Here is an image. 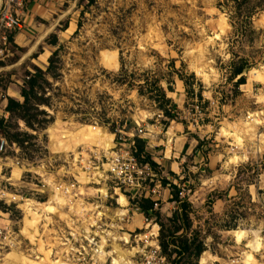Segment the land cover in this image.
I'll return each instance as SVG.
<instances>
[{
  "label": "rangeland",
  "instance_id": "rangeland-1",
  "mask_svg": "<svg viewBox=\"0 0 264 264\" xmlns=\"http://www.w3.org/2000/svg\"><path fill=\"white\" fill-rule=\"evenodd\" d=\"M236 6L78 0L77 32L45 71L25 79L29 94L19 103L28 109L1 118L16 149L4 174L11 180L0 183V224L11 227L16 245L1 264L131 262L136 245L127 241L145 227L136 211L143 196L124 192L102 166L119 137L152 160L172 159L151 167L171 182L159 207L166 234L185 203L186 235L204 244L188 264H264V10L248 18ZM164 94L174 103L169 117L156 102ZM130 126L154 132L157 147L131 137ZM14 157L28 170L13 165ZM58 182L75 183L71 194L55 191ZM173 250L170 261L185 264Z\"/></svg>",
  "mask_w": 264,
  "mask_h": 264
},
{
  "label": "crops",
  "instance_id": "crops-1",
  "mask_svg": "<svg viewBox=\"0 0 264 264\" xmlns=\"http://www.w3.org/2000/svg\"><path fill=\"white\" fill-rule=\"evenodd\" d=\"M77 2L78 0H26L22 4H11V9L21 21V27L14 31L4 53L0 55V118L8 117L6 107L9 98L16 101L22 99L21 91L25 79H29L38 70L45 71L53 54L60 46L66 45L77 32ZM175 129L178 132L180 128ZM144 130L145 128L130 126L127 132L131 137H143L145 142L148 141L157 147L153 142L156 134ZM160 132H162L160 129L155 131ZM164 133L168 135L169 131ZM84 136L89 135L85 133ZM182 143L184 145L185 140ZM171 160L161 158L158 161V158H153L158 165H165L164 163ZM138 191L139 196H146L144 188L136 192ZM169 197L168 189L163 188L161 201L165 202ZM170 209L167 215H171L174 208Z\"/></svg>",
  "mask_w": 264,
  "mask_h": 264
},
{
  "label": "built area",
  "instance_id": "built-area-1",
  "mask_svg": "<svg viewBox=\"0 0 264 264\" xmlns=\"http://www.w3.org/2000/svg\"><path fill=\"white\" fill-rule=\"evenodd\" d=\"M25 1L6 0L5 5L0 8V55L4 53L5 47L9 43V34L21 27V21L11 9V4H22ZM115 147V150L112 149L113 156L110 158L106 157V163H103L102 166L106 167L107 171L118 180L124 192L144 188L146 196L144 195L143 197L153 202L155 211L159 210L162 190L171 186V182L163 184L158 179V173L153 170L149 163H140L132 153V144L129 145L123 137L117 139ZM11 151H16V149H14V144H11L7 136L2 133L0 123V183L2 179H5L6 182L11 180L10 177L4 175L7 169L11 167L9 164L12 158L10 155ZM49 164L51 165V163ZM13 165L24 168L22 169L23 172L28 170L18 158L13 162ZM88 167L89 165L84 167V169L88 170ZM74 185L75 183L63 185L58 182L55 183V191L64 192L68 195L71 194ZM178 194L180 197H184L182 190ZM136 211L142 215L145 227L141 232L129 234L127 243L131 241L136 245L135 255L129 264H173L167 255L163 253L159 240L160 225L156 217L151 214L147 215L139 206H136ZM15 245L14 233L11 227L8 224H0V264L6 260ZM99 249L100 247L98 246L96 251H99Z\"/></svg>",
  "mask_w": 264,
  "mask_h": 264
},
{
  "label": "trees",
  "instance_id": "trees-1",
  "mask_svg": "<svg viewBox=\"0 0 264 264\" xmlns=\"http://www.w3.org/2000/svg\"><path fill=\"white\" fill-rule=\"evenodd\" d=\"M226 3L229 2H235L237 4L236 9L237 12L240 11L241 9H244V13L248 18H252V16L261 11L264 10V0H224ZM240 2V3H239ZM219 8L223 12L229 11V6H224L221 3L219 4ZM240 12L237 14L239 15ZM242 13V12H241ZM14 32L10 33L9 39L11 40V36ZM41 71V70H38ZM243 72H244V67H238L234 70L233 75L235 77L240 76L239 81L237 84H243L245 82V79L243 78ZM27 84V83H26ZM34 86H36V79L33 80L31 84V88L33 89ZM22 97L25 98V100L28 98V92L22 88ZM156 102L159 103L158 108L164 112L166 116L169 115V113L172 111L174 107V103L171 102L169 98H165V94L163 96H159L157 98ZM170 103L169 108L167 107V104ZM26 102L23 104H20L19 101H16L14 99L9 98L8 99V105L6 107V111H14L15 109L19 110H27L28 107H26ZM169 117V116H168ZM0 123H3V120L0 118ZM133 141L132 144V152L133 150L135 151V155L137 156H146L147 159L143 163H149L153 168L157 167V164L152 160L150 155L146 154L144 152L143 148H136L134 146ZM168 182H163V184H167ZM175 195V197H174ZM173 195V199L176 200L178 199V192ZM138 206L140 209L146 213L147 215L151 214L154 215L161 226V246L163 253L167 255L168 259L170 260V254L168 253V247L173 246L174 250L173 252L177 255V257L180 259H183L185 256L187 257V260H185V264H188V261L191 260V258L198 257L204 250V244L202 241H198L197 238L192 237L188 238L186 233L189 231L191 228V220L189 218V215L187 213V208L188 205L183 203L181 206V212L179 211V208L175 210L173 213L172 217L168 219V221L172 224V227L174 229V232L168 231L166 234V230L164 228V224L160 222L161 219V212L159 210L155 211L153 207V202L150 199H147L145 197H142L138 201ZM180 223V224H178ZM181 230H184L185 235L183 234L182 236H176L178 232ZM174 262V261H173Z\"/></svg>",
  "mask_w": 264,
  "mask_h": 264
},
{
  "label": "bare ground",
  "instance_id": "bare-ground-1",
  "mask_svg": "<svg viewBox=\"0 0 264 264\" xmlns=\"http://www.w3.org/2000/svg\"><path fill=\"white\" fill-rule=\"evenodd\" d=\"M120 201H121V199H120ZM243 234H244V233L241 232V231H237V232H236V235H237V238H238V239L241 238ZM115 262H116V261H115Z\"/></svg>",
  "mask_w": 264,
  "mask_h": 264
}]
</instances>
